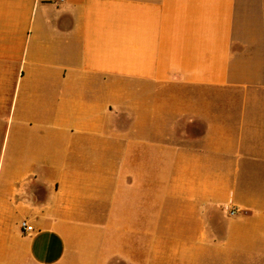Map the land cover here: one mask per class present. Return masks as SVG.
<instances>
[{
    "label": "crops",
    "instance_id": "1",
    "mask_svg": "<svg viewBox=\"0 0 264 264\" xmlns=\"http://www.w3.org/2000/svg\"><path fill=\"white\" fill-rule=\"evenodd\" d=\"M2 119L0 264H264V0H0Z\"/></svg>",
    "mask_w": 264,
    "mask_h": 264
},
{
    "label": "rangeland",
    "instance_id": "2",
    "mask_svg": "<svg viewBox=\"0 0 264 264\" xmlns=\"http://www.w3.org/2000/svg\"><path fill=\"white\" fill-rule=\"evenodd\" d=\"M8 118V114L6 116ZM6 119V118H5ZM30 132L26 133L24 129H17L14 134V128L9 130V121L0 122V185L2 184L5 173L8 170L10 160L15 159L23 163L25 152L30 144ZM15 156V158H13Z\"/></svg>",
    "mask_w": 264,
    "mask_h": 264
},
{
    "label": "built area",
    "instance_id": "3",
    "mask_svg": "<svg viewBox=\"0 0 264 264\" xmlns=\"http://www.w3.org/2000/svg\"><path fill=\"white\" fill-rule=\"evenodd\" d=\"M62 1L63 0H57V2H62ZM227 213L229 216H232L236 213V210H234L233 208H228ZM19 228L22 233H28L33 231V227L30 224H28L26 220L20 221Z\"/></svg>",
    "mask_w": 264,
    "mask_h": 264
}]
</instances>
